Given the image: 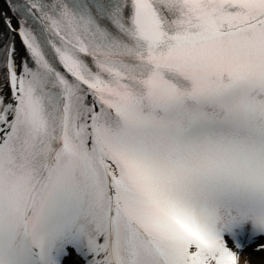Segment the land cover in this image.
I'll return each mask as SVG.
<instances>
[{
	"label": "snow or ice",
	"instance_id": "1",
	"mask_svg": "<svg viewBox=\"0 0 264 264\" xmlns=\"http://www.w3.org/2000/svg\"><path fill=\"white\" fill-rule=\"evenodd\" d=\"M6 3L0 264L264 253V0Z\"/></svg>",
	"mask_w": 264,
	"mask_h": 264
},
{
	"label": "bare ground",
	"instance_id": "2",
	"mask_svg": "<svg viewBox=\"0 0 264 264\" xmlns=\"http://www.w3.org/2000/svg\"><path fill=\"white\" fill-rule=\"evenodd\" d=\"M5 10H6V7H5L3 1L0 0V12H5ZM261 257H264V253H262V254H254V255L250 256V258L253 261V264L254 263L256 264V262L259 261L261 259Z\"/></svg>",
	"mask_w": 264,
	"mask_h": 264
}]
</instances>
